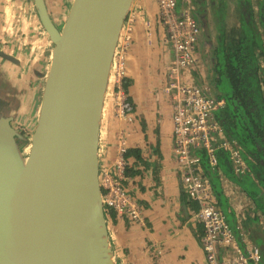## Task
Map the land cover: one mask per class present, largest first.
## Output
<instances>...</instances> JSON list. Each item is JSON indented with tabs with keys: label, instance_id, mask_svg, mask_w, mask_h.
<instances>
[{
	"label": "crops",
	"instance_id": "obj_1",
	"mask_svg": "<svg viewBox=\"0 0 264 264\" xmlns=\"http://www.w3.org/2000/svg\"><path fill=\"white\" fill-rule=\"evenodd\" d=\"M258 1L261 0H251L253 6ZM44 2L51 19L61 25L72 0ZM241 2L191 0L201 35L197 63L190 74H194L192 79L196 84L208 87L216 97L219 94L214 85L213 55L219 47L218 37L222 34L223 45L227 46L233 39L232 30L239 28ZM135 9L138 15L126 63L128 86L124 90L131 107L129 119L115 117L111 68L100 117V169L111 166L115 137L122 132L127 141L129 166L124 187L142 208L141 224L107 216L114 261L115 264H206L201 249L202 226L196 218L198 206L181 184L173 153L171 108L163 91L172 51L164 43L155 0H133L129 12ZM0 51L16 60L14 64L0 59V97L7 100V109L14 118L12 126L16 128L15 123L23 121L31 130L39 110V85L48 73L52 53V44L31 0H0ZM217 177L225 207L219 208L230 224L239 221L254 242L256 231L248 227L261 225L262 221L250 222L254 216L251 203L237 189L233 190L229 182L223 181L220 172Z\"/></svg>",
	"mask_w": 264,
	"mask_h": 264
},
{
	"label": "water",
	"instance_id": "obj_2",
	"mask_svg": "<svg viewBox=\"0 0 264 264\" xmlns=\"http://www.w3.org/2000/svg\"><path fill=\"white\" fill-rule=\"evenodd\" d=\"M31 1L52 53L29 144L0 97V264H115L99 184L100 117L133 0H72L59 26L44 0ZM0 59L16 64L1 51Z\"/></svg>",
	"mask_w": 264,
	"mask_h": 264
},
{
	"label": "built area",
	"instance_id": "obj_3",
	"mask_svg": "<svg viewBox=\"0 0 264 264\" xmlns=\"http://www.w3.org/2000/svg\"><path fill=\"white\" fill-rule=\"evenodd\" d=\"M155 2L157 22L162 29L164 43L173 55L165 71L163 89L171 108L173 153L182 187L198 206L196 218L202 226L201 249L205 263L261 264L259 247L239 221L230 224L219 208L212 182L202 166L200 152L205 153L207 166L214 170L218 165L216 153L223 151L228 155L236 175L250 174L242 147L237 140L226 137L216 117L226 107V101L211 95L208 87L196 84L190 76V70L197 63V44L201 35V29L192 14L194 7L191 0ZM135 22V15L129 12L110 67L115 117L123 120L129 119L125 107L124 81ZM127 153L125 136L118 132L112 164L108 169L100 170L102 203L107 216L115 215L131 224H141L142 208L124 187L129 169Z\"/></svg>",
	"mask_w": 264,
	"mask_h": 264
},
{
	"label": "trees",
	"instance_id": "obj_4",
	"mask_svg": "<svg viewBox=\"0 0 264 264\" xmlns=\"http://www.w3.org/2000/svg\"><path fill=\"white\" fill-rule=\"evenodd\" d=\"M253 5L251 0L241 2L239 28L232 30L233 39L227 46L223 45V35L218 37L219 47L215 48L212 59L216 92L226 101V107L216 117L226 137L237 140L242 147L250 174L236 175L223 151L216 153L218 165L214 170L206 165L205 153L199 154L218 206L225 208L217 177L220 172L233 190L237 189L251 203L254 216L250 222L262 221L261 225L255 223L248 229L256 231L254 243L261 251V264H264V0ZM127 86L128 80H125L124 89ZM125 107L127 112L131 110L128 101Z\"/></svg>",
	"mask_w": 264,
	"mask_h": 264
},
{
	"label": "rangeland",
	"instance_id": "obj_5",
	"mask_svg": "<svg viewBox=\"0 0 264 264\" xmlns=\"http://www.w3.org/2000/svg\"><path fill=\"white\" fill-rule=\"evenodd\" d=\"M10 1V0H9ZM258 3H259V1L256 3V6L258 5ZM7 6H8V4H7ZM23 9V8H22ZM9 12L10 11H8L7 13H8V15H9ZM132 13L135 15V17H136V19H137V15H138V12H137V10L135 9V10H133L132 11ZM11 19V17H9V20ZM17 20V19H16ZM59 26V25H58ZM46 63V62H45ZM190 76L191 77H195L194 76V74H190ZM43 84H44V80L42 81V83L39 85V101H41V94H42V88H43ZM40 105V104H39ZM20 116H24V115H20ZM35 125H36V123H34L33 125H32V127H30L31 128V130L29 129V128H26L27 126L25 125V124H23V121H19V122H17V123H15V129L17 130V131H19V133L21 134V136H22V140L23 141H25V143H28V142H30V136H31V133L33 132V130H34V127H35ZM29 131L31 132V133H29ZM29 144V143H28ZM233 193H234V191H233ZM226 194L227 195H229L228 194V191L226 192Z\"/></svg>",
	"mask_w": 264,
	"mask_h": 264
},
{
	"label": "bare ground",
	"instance_id": "obj_6",
	"mask_svg": "<svg viewBox=\"0 0 264 264\" xmlns=\"http://www.w3.org/2000/svg\"><path fill=\"white\" fill-rule=\"evenodd\" d=\"M29 151V148H26V150H24V153H27Z\"/></svg>",
	"mask_w": 264,
	"mask_h": 264
},
{
	"label": "flooded vegetation",
	"instance_id": "obj_7",
	"mask_svg": "<svg viewBox=\"0 0 264 264\" xmlns=\"http://www.w3.org/2000/svg\"><path fill=\"white\" fill-rule=\"evenodd\" d=\"M222 98V97H221Z\"/></svg>",
	"mask_w": 264,
	"mask_h": 264
}]
</instances>
